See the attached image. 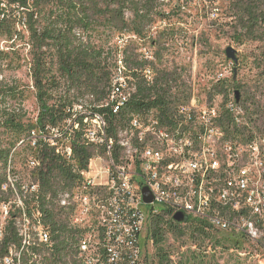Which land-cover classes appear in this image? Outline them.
Segmentation results:
<instances>
[{"label":"trees","instance_id":"1","mask_svg":"<svg viewBox=\"0 0 264 264\" xmlns=\"http://www.w3.org/2000/svg\"><path fill=\"white\" fill-rule=\"evenodd\" d=\"M227 1L235 42L258 44L251 62L258 70L256 93L249 96L243 89L244 100L238 98L235 101L234 98L230 105H264V0ZM205 2L213 0H199L202 8ZM159 7L158 0H0V42H5L4 48L0 47V205L10 203L14 208V190L24 201L23 209L17 207L8 212L0 240V258L8 254L10 247H17L19 251L23 246L16 221L24 211L32 222L39 213L40 224L51 235L52 250L46 244L33 241L37 252L41 253L40 264H59L62 255H67L75 243L78 231L70 227L67 216L53 200L74 181L73 165L56 154L50 145L51 128L70 120L71 125L61 130L55 141L57 147H63L65 140H71L75 166L83 169L94 155L92 147L81 143L85 118L94 119V113L103 115L109 134L115 135L116 128L126 125L133 113L156 105L189 104L191 88L167 67L155 69L150 85L141 75L132 72L133 68L148 63L138 61L142 53L138 52V46L131 38L137 42L149 39L150 26L158 20H167V15ZM175 8L180 10L181 5ZM160 37L152 41L153 57L158 61L165 51ZM24 38L29 46V76L37 105V115L33 119L27 117L22 107L29 92L28 86L20 88L16 82H7L2 77L4 70L12 66L14 56H19L14 46ZM118 58L126 69L123 77H132L135 91L115 115L110 109L109 96ZM235 75L234 68L233 81ZM232 82L219 80L212 86L213 94L224 99L221 105H228L230 101ZM85 97L99 105L91 107L89 115L76 109L80 106L78 101ZM75 125H78L77 129ZM19 148L21 152H18ZM22 152L19 159H23L26 165L17 171L12 166L13 158ZM26 152L31 156L30 160L24 159ZM8 176L13 177L14 182H11V189L3 190ZM25 182L38 185L35 194L25 193L22 189ZM148 219V236L156 249L159 264H170L169 254L164 250L168 234L182 238L188 230L195 241L210 242L213 239L206 231V224L189 218L184 223H177L163 211L158 214L149 212ZM220 237L219 241L216 238L213 248H229L226 244L230 239L234 248L239 247V242H245L242 238ZM24 247L20 264H32L29 245ZM190 260L193 259L189 258L187 262ZM198 262L211 263L202 258Z\"/></svg>","mask_w":264,"mask_h":264},{"label":"built area","instance_id":"2","mask_svg":"<svg viewBox=\"0 0 264 264\" xmlns=\"http://www.w3.org/2000/svg\"><path fill=\"white\" fill-rule=\"evenodd\" d=\"M152 59L153 55L142 53L138 61L148 64L132 69L147 85L155 77L149 64ZM125 70L118 58L109 96L115 115L135 91L132 77H123ZM93 116H101L102 124L92 123V117L84 119L81 143L92 147L94 155L83 169L75 166L71 145L57 147L55 140L60 133L52 132L58 127L50 129V145L73 165L74 174L70 186L53 200L70 227L78 231L59 264H139L134 261L129 239L141 242L147 213L163 211L171 217L182 213L219 236L244 239L254 254L251 258L264 264V128L247 118L242 105H156L133 113L131 125L123 126L137 130L140 145H129L123 126L110 135L103 115ZM235 135L252 140V151H243L235 143ZM7 181L3 190L11 189L14 179L8 176ZM35 188L37 184H23L26 194H35ZM143 188L152 197L149 204L143 202ZM125 189H132L129 210H121L120 205ZM12 193V204L17 208V202L24 201L15 200V191ZM74 204H81L80 213H73ZM0 208L1 240L12 209L10 203ZM19 219L16 227L20 238L23 218ZM27 229L29 256L32 264H40L42 257L32 241V228ZM16 255L17 247H10L0 264H16Z\"/></svg>","mask_w":264,"mask_h":264},{"label":"rangeland","instance_id":"3","mask_svg":"<svg viewBox=\"0 0 264 264\" xmlns=\"http://www.w3.org/2000/svg\"><path fill=\"white\" fill-rule=\"evenodd\" d=\"M158 3L159 9L167 15V20H158L153 26H150L151 30L148 31V34L151 40L149 38L137 42L135 38L131 39L138 46L139 53L146 52L152 56L154 51L152 41L161 36L165 51L161 60L158 61L153 57L152 66L154 70L167 67L180 75L181 79L191 88V100L188 105H221L224 99L222 96L213 94L212 86L219 80L232 82L234 68L236 75L232 82L234 85L228 97L230 100L228 105L233 102L236 96L240 101L244 100V90L248 92L249 96L256 93L258 70L253 67L251 62L258 44L251 41H243V44L235 42L234 29L226 8L229 3L227 0L205 2L204 8L200 6L199 0H158ZM177 5H181L180 10L175 8ZM25 41L24 38L22 42H18L17 46H14L15 49H18L19 56H14L15 60L12 66L4 70L2 77L7 82H16L20 88L28 86L29 92H27L22 107L27 117L33 119L37 115V105L29 76V46ZM120 42L121 40L118 41V43ZM4 45L5 42L1 41L0 47L4 48ZM228 47L235 49L237 64L226 58L225 49ZM4 50L7 51V49ZM237 85H240V88ZM235 91H237V95L234 93ZM256 97L258 98L259 94ZM78 103L80 106H76V109L86 115L91 113V107L99 106L95 105L88 97L80 99ZM242 106L247 118L254 120L259 128H264V105ZM95 119L96 116L92 119V123H95ZM69 125V121L59 125L52 134L57 135V131L58 133L61 130L64 131V128ZM18 152H21L20 148ZM21 155L23 152L20 155L16 154L13 158L12 166L17 171L24 169L26 165L22 161L23 159H19ZM24 155V159H31L27 152ZM10 179L13 181V177ZM25 184L29 183L25 182ZM15 200L21 201L19 193H15ZM17 207H23V202H17ZM11 209L14 210L13 207ZM20 217L23 218L22 215ZM148 218L149 214L147 213V219L141 232L142 255L139 264H159L156 249L148 236ZM19 220L18 218L16 221L17 226ZM28 220L24 221L23 218V227H19V231L30 238V230L27 228H32L33 233L35 228L33 222ZM206 231L213 238L210 242L202 239L193 240L188 230L182 238H175L168 234L164 250L169 254L170 264H199L198 261L201 258L211 261L209 264H257L255 258H251L254 254L247 243L241 242L240 244L239 242V247L234 248L230 239L226 244L229 248H213L216 238L219 241L221 237L208 228ZM189 258L193 260L187 262Z\"/></svg>","mask_w":264,"mask_h":264},{"label":"bare ground","instance_id":"4","mask_svg":"<svg viewBox=\"0 0 264 264\" xmlns=\"http://www.w3.org/2000/svg\"><path fill=\"white\" fill-rule=\"evenodd\" d=\"M124 102L121 103L120 109L123 107ZM94 122H95L94 124H102V117L96 116V119L94 120ZM126 125H131V118ZM123 133H127V140L129 142V145H140V135L137 132V130H130V126H124ZM235 143H238L240 147H242L243 151H252V140H249V138H247L246 135H235ZM68 145H71V140H65L64 146H68ZM36 191H37V188H35V192ZM15 193L17 194L16 191ZM19 197H20V200L23 201L22 197L20 196V193H19ZM131 200H132V189H125L123 192L122 198H120L121 210H129ZM24 212L22 214L24 221H29L28 219L30 218H27L28 216ZM80 212H81V204H74L73 213H80ZM38 217H39V213L36 214V216H34L35 222H33V224H34L35 231L32 234V236L34 240H37L39 243L46 244L47 248L52 250L51 249L52 248L51 235L49 231L40 224ZM19 234H20V237H22L23 246L21 247L19 251H17V255H16L17 263L16 264H20L21 254L23 251H25L24 248L26 247V246L24 247V245H27L29 241L28 240L29 237L26 234H22L20 231H19ZM129 248H130V251H132L133 253L134 261H140L141 255H142L141 242H139L137 238H130Z\"/></svg>","mask_w":264,"mask_h":264},{"label":"water","instance_id":"5","mask_svg":"<svg viewBox=\"0 0 264 264\" xmlns=\"http://www.w3.org/2000/svg\"><path fill=\"white\" fill-rule=\"evenodd\" d=\"M225 56L227 59L231 60L232 62H236L237 61V57H236V51L235 49H233L232 47H228L225 49ZM237 95V92L235 93ZM235 101H238V97H235ZM142 195H143V202L145 204H149L152 202V197L149 194V191L147 190V188H143L142 189ZM173 221L177 222V223H184L187 221V218L182 214V213H176L172 216Z\"/></svg>","mask_w":264,"mask_h":264}]
</instances>
